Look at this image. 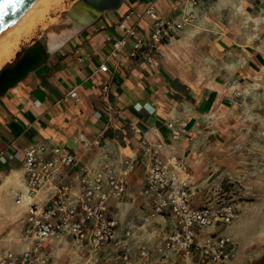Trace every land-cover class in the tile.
Listing matches in <instances>:
<instances>
[{
    "label": "crops",
    "instance_id": "0c3cea01",
    "mask_svg": "<svg viewBox=\"0 0 264 264\" xmlns=\"http://www.w3.org/2000/svg\"><path fill=\"white\" fill-rule=\"evenodd\" d=\"M150 5L163 19L179 20L190 11L194 18L153 49ZM121 24L133 26L145 42L136 55L131 54L134 36H127L120 51L108 39L126 35ZM68 29L42 65L0 95V214L23 210L24 233L27 202L43 196L42 190L32 197L26 194L25 147L40 143L48 150L60 146L72 152L77 165L65 168L64 174L76 187L78 166L100 170L107 162L120 170L129 157L135 167L127 190L109 205V215L117 220L116 238L132 264H175L178 254L156 250L174 226L172 215L166 211L152 217L158 196L139 193L148 160L141 142L162 143V155L184 161L199 187L218 182V175L198 169L209 132L205 124L229 98L239 104L245 90L252 94L254 87H264V0H122L118 9L105 11L100 19L73 32L71 24ZM32 42L24 45L21 40L0 69ZM104 62L106 71L100 69ZM172 121L180 130L177 137L168 126ZM20 193L24 197L18 201ZM143 246L149 251L145 258L139 255ZM47 248L52 258L62 249L81 264L71 235L54 239ZM102 254L114 252L107 247Z\"/></svg>",
    "mask_w": 264,
    "mask_h": 264
},
{
    "label": "built area",
    "instance_id": "2783aa9c",
    "mask_svg": "<svg viewBox=\"0 0 264 264\" xmlns=\"http://www.w3.org/2000/svg\"><path fill=\"white\" fill-rule=\"evenodd\" d=\"M147 13L155 20L149 42L153 49L184 25L191 24L194 18L190 11L179 20L163 19L153 5L147 8ZM120 26L124 27L125 36H108L113 49L122 50L127 36H134L131 54L142 51L145 42L137 36L135 28L125 24ZM149 59L157 63L155 58ZM100 69L106 71L108 64L101 63ZM103 89L107 91L108 84H104ZM70 93L76 94L74 91ZM229 100L238 103L235 99ZM168 126L173 137L180 134L174 121ZM141 145L148 160L139 193L158 196L151 211L152 217L168 211L174 219L172 230L164 234L156 246L157 252L178 254L180 260L175 264H231L235 256L234 242L230 236L216 230L235 217L234 206L224 197L222 185L214 182L206 189L201 188L190 178L184 161L162 155V143L143 139ZM48 153L50 157L46 156ZM23 161L26 194L32 197L42 190L43 196L38 201L27 202L23 233L25 246L20 250H4L0 254V264H53L47 246L63 235L72 236L82 258L81 264H132L124 244L116 238L117 220L109 215L110 202L122 198L127 190L128 176L135 167L132 158H125L120 170L110 168L107 162L100 170L78 166V187L64 174L65 168L77 165V159L60 146L49 150L40 143L25 147ZM23 197L20 193L18 201ZM107 247L114 252L113 256L102 254ZM148 254L146 247L140 248V257L145 258Z\"/></svg>",
    "mask_w": 264,
    "mask_h": 264
},
{
    "label": "rangeland",
    "instance_id": "374dc122",
    "mask_svg": "<svg viewBox=\"0 0 264 264\" xmlns=\"http://www.w3.org/2000/svg\"><path fill=\"white\" fill-rule=\"evenodd\" d=\"M72 1L64 0L52 10L46 22L23 39L24 45L50 32L61 34L70 30L65 14ZM239 19L243 22V17ZM254 88L252 94L245 90L239 104L234 102L232 106L229 101L214 110L210 122L205 124L209 132L203 142L202 165L198 168L219 176L224 197L234 206L233 220L216 228L234 242L231 264H264V87ZM23 215L20 209L14 214H0L1 250L22 249ZM9 236L15 240L6 239ZM53 258V264H79L62 249L55 250Z\"/></svg>",
    "mask_w": 264,
    "mask_h": 264
},
{
    "label": "water",
    "instance_id": "95a60500",
    "mask_svg": "<svg viewBox=\"0 0 264 264\" xmlns=\"http://www.w3.org/2000/svg\"><path fill=\"white\" fill-rule=\"evenodd\" d=\"M35 1L24 0L22 4H6L5 0H0V34ZM121 4L122 0H76L74 6H78L75 9L78 12V28L100 19L105 11L118 9ZM79 7H84L85 11L81 12ZM50 49L49 36L42 35L25 48L15 60L2 66L0 69V95L42 65L46 61Z\"/></svg>",
    "mask_w": 264,
    "mask_h": 264
},
{
    "label": "bare ground",
    "instance_id": "6f19581e",
    "mask_svg": "<svg viewBox=\"0 0 264 264\" xmlns=\"http://www.w3.org/2000/svg\"><path fill=\"white\" fill-rule=\"evenodd\" d=\"M63 1L36 0L0 34V66L12 57L18 43L31 36L39 25H43L48 19V14L61 5ZM75 2L76 0L72 1L65 14L66 21L71 24L72 32L78 28L79 23L78 12L75 10L78 6H74ZM79 9L81 12L85 11L84 7H79ZM67 35V31L61 34L50 32L48 36L51 46L54 47Z\"/></svg>",
    "mask_w": 264,
    "mask_h": 264
},
{
    "label": "snow or ice",
    "instance_id": "6c2138e0",
    "mask_svg": "<svg viewBox=\"0 0 264 264\" xmlns=\"http://www.w3.org/2000/svg\"><path fill=\"white\" fill-rule=\"evenodd\" d=\"M5 3H24V0H5Z\"/></svg>",
    "mask_w": 264,
    "mask_h": 264
}]
</instances>
